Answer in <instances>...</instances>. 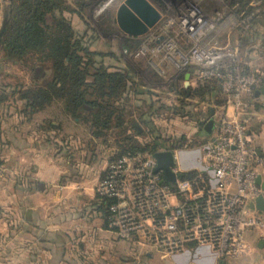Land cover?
<instances>
[{
	"label": "crops",
	"instance_id": "0c3cea01",
	"mask_svg": "<svg viewBox=\"0 0 264 264\" xmlns=\"http://www.w3.org/2000/svg\"><path fill=\"white\" fill-rule=\"evenodd\" d=\"M84 1L89 8L95 2ZM213 4L216 6L215 1ZM70 19L72 23L81 22L75 13ZM122 34L124 38L117 42L119 46L109 50L110 63L104 64L109 72L129 75L124 93L110 100L113 112L123 111L118 119L110 116V128L100 124L80 126L84 111L93 110L103 121L105 114L101 105L104 102L100 100L95 108L83 106L76 114L63 106L64 117H72L74 121H66L60 132L52 120L49 128L36 123L54 104L60 106L59 101L53 100L44 109L29 111L25 98L16 95L10 98L0 93V264H264V232L258 230L247 234L253 247L251 252L218 259L208 248L200 246L175 255H164L150 248L138 249L118 239L108 228L103 212L94 203V189L108 158L128 150L134 142L147 141L143 137L150 130L147 121L155 117L149 110L152 102L155 103L154 88L171 91L178 107L185 110L175 111L182 116L177 118L183 120L182 126H176L173 132L179 137L197 132L201 138L209 136L203 129L204 123L222 112V97L213 94L212 87L193 93L197 85L188 82L191 78L188 71L179 70L175 65L158 66L149 58L139 59L142 65L133 62L130 54L146 39V34ZM263 40L264 32L259 38L246 36L243 50L251 64H257L264 72ZM33 83L35 87L43 85L37 80ZM254 95L256 108L251 110L248 127L257 155L264 158V84ZM120 117L119 124L116 120ZM190 123L196 131L186 133L185 126ZM164 132L160 131L163 136L168 134V130ZM119 135L125 136L120 139L123 142L118 143ZM108 136L116 143L109 145ZM79 153L81 159L76 162L74 158ZM255 169L264 181V165L256 164Z\"/></svg>",
	"mask_w": 264,
	"mask_h": 264
},
{
	"label": "built area",
	"instance_id": "2783aa9c",
	"mask_svg": "<svg viewBox=\"0 0 264 264\" xmlns=\"http://www.w3.org/2000/svg\"><path fill=\"white\" fill-rule=\"evenodd\" d=\"M214 1L208 10L203 0H163L160 19L130 54L188 71L192 85L213 83V94L223 99L209 136L128 149L105 162L95 196L108 201V228L138 249L175 255L200 246L218 259L236 258L253 248L248 233L264 232V211L250 208L264 194L255 169L264 158L248 127L255 106L248 97L264 84V72L242 48L255 18L264 15V0H249L247 10ZM156 151L172 152L173 180L156 169Z\"/></svg>",
	"mask_w": 264,
	"mask_h": 264
},
{
	"label": "trees",
	"instance_id": "16d2710c",
	"mask_svg": "<svg viewBox=\"0 0 264 264\" xmlns=\"http://www.w3.org/2000/svg\"><path fill=\"white\" fill-rule=\"evenodd\" d=\"M248 1L229 0L230 3L246 10L250 9L247 6ZM76 3L80 10L85 8L87 4L84 0H76ZM67 5L66 0H14L12 14L0 49L3 56L12 63L33 69V77L37 79L44 78L47 72L41 63L36 64L37 60H47L53 68L51 80L42 86L31 89L29 94L19 95L22 99H26L25 104L29 111L44 109L53 100H57L68 111L76 114V110L83 106L95 108L100 100L104 102L101 108L104 107L105 118L102 121L92 110L93 126L100 124L101 127L110 128V116L114 115L112 116L113 119H118V116H121L123 112L122 109H118L121 113L116 110L113 112L110 109L112 106L110 100L124 93L129 75L127 72H109L106 70L105 65L102 64V59L104 55L110 56L111 52L102 53L98 50H89L84 34L74 30L71 19L64 13L70 10V12L81 17V12L76 9L71 10ZM253 25L255 26L250 30V36H258L259 38V35L264 32V15L257 16ZM92 40L95 43L96 39L92 38ZM136 42L135 44H137ZM262 42L264 43V40ZM88 65L94 67L92 73L89 72ZM41 69L43 70L41 71ZM213 85V83L197 85L193 89V93L199 94L204 90L208 91ZM137 86L136 84L135 87ZM258 89L260 87L253 92ZM135 92L140 94L141 91L135 89ZM3 94L1 93V95ZM254 96L251 93L248 100L251 101ZM220 101L223 102V99L221 98ZM254 108H256V103ZM149 110L151 114L155 113V116L160 114L159 116L164 118H168L175 112L173 110L167 114L163 111L157 112L156 109L152 108ZM116 122L122 123L121 117ZM147 123V126L150 127L147 132L150 139L142 143L134 142L129 149L155 148L164 140H168L171 145L197 142L198 132L189 137L186 134L179 137L176 133L163 136L162 133L153 130V125H150L151 120ZM94 203L103 212L107 224L108 201L103 197L95 196Z\"/></svg>",
	"mask_w": 264,
	"mask_h": 264
},
{
	"label": "rangeland",
	"instance_id": "374dc122",
	"mask_svg": "<svg viewBox=\"0 0 264 264\" xmlns=\"http://www.w3.org/2000/svg\"><path fill=\"white\" fill-rule=\"evenodd\" d=\"M94 4L92 5L91 8H82L80 10L79 5H77L76 1L73 0H66V3L68 4L67 6L69 9H76L80 10L81 12V22L76 20L75 22L72 23L73 28L76 32L78 33H83L85 36V42L88 45L89 50H98L102 53L105 52H110V48H115L116 46L118 47L119 45L117 44L118 41L122 42L123 41V34L122 32L118 29L114 14H115V9L117 5L122 1V0H94ZM160 12H164V3L163 0H149ZM203 5L204 7L210 8V7H216L213 4V1L211 0H203ZM8 5V0H4L3 2L0 1V17H1V11L3 6ZM66 16L70 17L74 14L73 12L65 11L64 12ZM113 35V37H112ZM92 38H95V43L93 42ZM126 41V40H124ZM1 45V44H0ZM131 58V57H130ZM133 58V57H132ZM131 58V59H132ZM99 60V59H97ZM103 63L102 64H107L110 63L111 57L109 55H104L102 59ZM142 60L139 59H134L133 62H136L138 65H142L141 63ZM41 63L43 68L45 69L46 75L44 78L37 79L33 77V69L28 68L27 66L21 65V64H15L6 59L3 56L2 50L0 49V87H3L2 91L0 93H4L3 95L6 94L8 97H13L16 95V97L19 95H25L29 94L31 89H35L34 81L40 82V84H43L49 80L52 79V74H53V68L48 63V61H41L37 60L36 64ZM88 70L90 73L93 72L94 67L91 65H88ZM43 69H41L42 71ZM88 79L89 76H87ZM29 91V92H28ZM154 91L157 92L156 95H154L153 98H155V103L152 102V109H156L157 112H166L167 114L170 111L173 110H178L184 112L185 110L181 107H178L177 102L175 100V96L171 91H163L158 88H154ZM165 93H167L165 95ZM163 104L161 107L157 109V106L159 104ZM54 104V108L51 109V111L47 112V114L44 115V118H39L36 123L40 125V127L43 128H49V122L52 120L56 124H58L55 127H59V131H62L63 124L67 121L70 123H73L74 119L72 117L67 118L64 117L63 111V105L61 104L60 106H56ZM189 108V107H188ZM87 110V109H85ZM155 110V111H156ZM89 112V113H88ZM88 113V117L85 118V114ZM174 114L170 115L168 118H162L157 114L155 117L151 118V124L153 125V130L156 132L162 131V133L168 130V134H174V128L181 127L183 123L182 119H178L177 117H182L181 115H178L176 112H173ZM84 114V115H83ZM83 116L81 117L80 126L82 128L90 127L92 123L91 120V111H84ZM48 116V118L46 117ZM57 116V118H55ZM172 116V117H171ZM90 118V119H89ZM168 124V125H167ZM186 124V123H185ZM193 124H187L185 126L186 133H191L196 131L195 128H193ZM162 129V130H161ZM164 129V130H163ZM177 134V133H176ZM110 136H108V143L109 145L116 143L115 140L110 139ZM125 136L124 135H119L118 136V143L123 142V139ZM147 139H150V136H146V134L143 136ZM202 137V136H201ZM201 137L197 136V139H200ZM111 143V144H110ZM76 144H79L76 141ZM159 145L162 146H169L171 143L167 140H164L161 142ZM81 159V154L79 153L78 156L74 158L76 162H79Z\"/></svg>",
	"mask_w": 264,
	"mask_h": 264
},
{
	"label": "water",
	"instance_id": "95a60500",
	"mask_svg": "<svg viewBox=\"0 0 264 264\" xmlns=\"http://www.w3.org/2000/svg\"><path fill=\"white\" fill-rule=\"evenodd\" d=\"M4 1V0H0ZM14 0H8V5L2 7L0 17V44L7 29ZM161 17V12L149 0H122L115 9V22L118 29L130 36H139L145 34ZM214 126V118L210 117L203 125L207 133H211ZM157 165L156 169L163 171L166 180H173L174 174L171 171L173 157L171 151H156L154 153ZM256 182L264 190V181L257 174ZM250 208L264 211V194H259Z\"/></svg>",
	"mask_w": 264,
	"mask_h": 264
}]
</instances>
